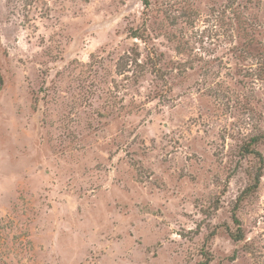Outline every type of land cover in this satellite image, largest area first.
I'll list each match as a JSON object with an SVG mask.
<instances>
[{
  "label": "rangeland",
  "instance_id": "rangeland-1",
  "mask_svg": "<svg viewBox=\"0 0 264 264\" xmlns=\"http://www.w3.org/2000/svg\"><path fill=\"white\" fill-rule=\"evenodd\" d=\"M0 81V264H264V0H0Z\"/></svg>",
  "mask_w": 264,
  "mask_h": 264
},
{
  "label": "trees",
  "instance_id": "trees-1",
  "mask_svg": "<svg viewBox=\"0 0 264 264\" xmlns=\"http://www.w3.org/2000/svg\"><path fill=\"white\" fill-rule=\"evenodd\" d=\"M137 36V35H135ZM140 38V37H139ZM143 38V37H142ZM1 82V81H0ZM261 134L258 135H253L251 137H249L248 140H246L245 142H243L242 145H240L239 147V151L241 153V156H249V155H254L255 157H258L259 160H262V155L259 153V151L255 148L257 145L260 144L261 142ZM261 177V167H258L255 172L252 174V179H251V183L248 184L245 189H244V195L248 192H251V190H254L260 180ZM241 198V197H240ZM239 200H243L242 198ZM235 224L237 225V228L235 229L234 232H228L229 237L234 240V241H238L241 240L243 238V234L241 232V228L239 227V221H237L236 219H234Z\"/></svg>",
  "mask_w": 264,
  "mask_h": 264
}]
</instances>
